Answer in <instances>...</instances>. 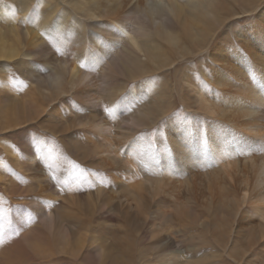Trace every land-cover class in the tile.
Returning <instances> with one entry per match:
<instances>
[{
    "label": "bare ground",
    "instance_id": "obj_1",
    "mask_svg": "<svg viewBox=\"0 0 264 264\" xmlns=\"http://www.w3.org/2000/svg\"><path fill=\"white\" fill-rule=\"evenodd\" d=\"M14 1L19 14L7 15L0 0V132H15L46 112L59 115L56 102L74 96L84 115L67 126L85 129L87 141L84 151L70 140L68 147L83 167L100 166L111 177L113 185L105 182L109 188L97 196H106L103 211L121 220L124 232L97 233L94 195H55L48 175L35 174L41 187L27 189L67 205L44 219L51 249L72 234L84 241L72 240L75 255L91 242L87 264H139L144 259L120 255L145 240L124 228L154 224L158 233L148 241L156 264H264V0ZM65 1L68 12L60 9ZM247 16L250 25L237 29ZM51 42L65 45L74 60L60 62ZM76 56L87 62L84 69ZM36 57L49 74L32 66L41 98H25L6 86V71L10 77L15 63L29 67ZM36 157L16 165L47 171ZM0 179L16 189L1 168ZM32 210L46 217L44 207Z\"/></svg>",
    "mask_w": 264,
    "mask_h": 264
},
{
    "label": "rangeland",
    "instance_id": "obj_2",
    "mask_svg": "<svg viewBox=\"0 0 264 264\" xmlns=\"http://www.w3.org/2000/svg\"><path fill=\"white\" fill-rule=\"evenodd\" d=\"M2 1V5L9 8L7 15L10 13L11 15H15L16 13L19 14L17 11L19 7L18 2L14 0ZM50 1L57 6L58 0ZM34 5H37V2H34L33 6ZM228 5L229 2L226 3V6ZM42 8L43 10L45 9V7ZM60 9L68 12V3L65 1ZM232 11H234V9ZM26 20L31 21V15ZM250 23V17H242L240 24L237 25V29H239L240 26H249ZM86 25L88 28L91 27L90 24ZM233 26L235 25H232V27ZM67 41L68 40H65V44ZM48 46L50 47V52L56 55L55 57H57L60 62L66 63L70 60H74L73 55L66 51L65 45L58 46L55 42H51ZM33 59L34 61L29 67L25 64L15 63V67H13L14 69L11 67L9 68L10 77L6 71V86L10 87L12 84L11 89L19 92V94L21 96L23 95L25 98H29L34 95L41 98L40 95H36L37 92L35 91V86L38 79L33 76L31 71L33 68L32 66L38 65L37 68L40 70L42 77L49 74V69L41 57L40 59L39 57ZM75 60L82 69L86 67L87 62L81 56H76ZM98 68L99 66H96L95 72ZM0 75H3L1 70ZM117 82L119 88H116L115 90L119 91V93L116 94V97L117 100H120L124 93L123 82L122 79H118ZM3 84L4 82L1 81L0 77V86ZM47 103L49 105L52 104L49 100ZM56 105L59 108V115L56 112H54L53 115H51V112H46L44 114L46 118L35 120L29 124H24L15 132L5 134L0 132V168L5 171V175L8 180L10 182L14 180L13 182L16 184V189H14V191H10L6 189L5 180L0 179V264H8V262L10 264H87L86 257L92 253V251L88 250L91 246V242L87 240V242L83 245L84 247H82V249L80 248L76 255L73 254L69 250L70 245L84 241L76 235L72 236V234L68 235L69 237L67 236L70 238L69 241L65 240L64 243L60 241V244H58L55 249H51L50 244L52 237L42 234L45 230L50 228L46 225V223H44V219L51 217L55 208H65L67 205H64V199L62 198H57L55 201L47 197L39 196L37 193L27 189L29 187L34 189H39L41 187V184L36 182L38 179V176L36 175H41V179H44L45 174L48 175V178L50 179V184H48L49 188L51 191L55 192V195H61L62 193L68 191H74L76 194L75 199L80 200H88L89 198H93L94 195V198H96V201L98 202L97 205H99L96 207V212L93 214V222L100 225V227L93 224V230L97 233H101L102 231L104 236L110 235L115 231L119 235L124 233L120 230L121 228H119V223L122 221L119 220L115 222L105 211H103L106 196L103 195L101 198L97 196L99 193L98 191L109 188L111 185V177L107 174L104 168L100 166H93V170H88L83 167L80 163L83 161H80V158L75 157L73 152L74 148L70 149L68 147L71 146L68 144V141L70 140L79 149L84 151V148H86V145L81 144L83 141H87L85 129H79L81 127L69 128L70 125L78 123L77 115H84L83 110L80 109V104H78V101L74 96L69 95L65 98L62 97L59 99L56 102ZM40 116L41 115L39 113V115L35 114L32 118L38 119ZM59 116H62L63 118ZM71 120L73 122L68 124L67 122H71ZM65 125L67 128H65ZM88 134L90 133L88 132ZM142 134L145 135L146 133L143 132L141 135ZM148 137H152L153 139L154 135L150 133ZM10 144L14 146V150L18 155L16 159H14L11 153ZM47 145L49 147L47 154L49 155L45 159L43 158V149ZM34 154L37 156V161L43 165L44 168L48 169L47 171L34 170L29 173L27 171H23L16 165V160H21L22 162L27 163L28 160L26 159H29L30 156H33L34 158ZM82 175H86L88 177L89 183H86L85 185L83 184L86 177L83 176L82 181L80 179ZM99 184H101L102 187H100ZM89 188H92L93 192L90 193L88 191ZM100 200L103 201V204ZM100 206L101 208H98ZM38 207H44V210H46L44 213L46 217H42L43 219L38 217L36 218V216H34V210L32 209H36ZM28 210H30V212ZM64 224L68 225V223L64 221L61 224V228ZM125 225H127L126 222H123V228ZM30 226L32 227L31 229ZM124 230L131 236L136 237L138 242H140V240H145V242L143 246H140L139 243H134L139 249L133 248L134 251L132 253L124 247L126 255L120 256L125 260H129L131 256H137L138 258L144 259L143 263L139 264H156L153 262L155 254L152 250L151 242L148 241L149 237L158 233V230L154 228V224H151L148 228H139L130 225L125 227ZM141 232L145 235H141ZM71 237L74 239H71ZM72 240L74 243H72ZM34 250H37V252ZM117 254H119V252H117ZM21 258H24L25 261L21 262ZM88 264H92L91 261Z\"/></svg>",
    "mask_w": 264,
    "mask_h": 264
}]
</instances>
